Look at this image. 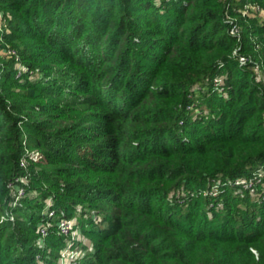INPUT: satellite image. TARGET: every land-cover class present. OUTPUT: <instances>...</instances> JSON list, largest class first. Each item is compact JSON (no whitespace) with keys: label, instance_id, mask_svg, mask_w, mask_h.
<instances>
[{"label":"trees","instance_id":"16d2710c","mask_svg":"<svg viewBox=\"0 0 264 264\" xmlns=\"http://www.w3.org/2000/svg\"><path fill=\"white\" fill-rule=\"evenodd\" d=\"M245 1L0 0V264H61L57 213L78 264H264V174L200 194L264 163V0Z\"/></svg>","mask_w":264,"mask_h":264},{"label":"rangeland","instance_id":"374dc122","mask_svg":"<svg viewBox=\"0 0 264 264\" xmlns=\"http://www.w3.org/2000/svg\"><path fill=\"white\" fill-rule=\"evenodd\" d=\"M244 4H250V7H251V12L249 11L248 13L245 14V16L248 17V15L250 16L252 14V11H262L263 13V8L261 7V5L259 4V2L257 1H249V0H246ZM233 18H236L234 17L233 15H229L227 20H232ZM3 20L1 21V18H0V30L2 29L3 27ZM241 36V37H240ZM242 36H244V30L242 29V27L239 29V35L237 38H239L238 40V45H237V51L240 50L244 43H243V39H242ZM253 42L256 41V37L253 36L251 37ZM260 45H263V43H257L256 46H254V49H255V52H262V48H260ZM12 52H14V50L12 49L11 50ZM259 54V53H258ZM257 54V55H258ZM260 55V54H259ZM258 55V57H259ZM260 60L256 61L257 63V66L253 68V71L255 73H257L258 75V78H260V80H264V57H259ZM239 61L241 62V64H246L247 63V57H246V60L244 61L243 57H241L240 59V56H239ZM243 62V63H242ZM248 68H251V66L249 65ZM23 71V68L21 67V69L19 70V75L22 73ZM221 79H222V76H217L213 83H214V87H213V91L212 92H219V93H223L224 91V88L221 87V85L219 86V83L221 82ZM200 94L199 91H196L193 96H198ZM211 166V165H210ZM211 168V167H210ZM209 168V169H210ZM261 174H264V163L260 164L259 166H257L255 168H252L250 170V172L244 174L243 176H240V177H237L235 179H232L230 181H219V180H213V184L210 185L208 188H205L204 190H201L200 194L204 197H208V196H212V195H217L220 191H223V193H226L229 191V189L231 187H236V189L239 191V190H244V191H247L249 192L250 195H255L257 193V191H255V175H261ZM237 181V185H235ZM31 184V183H30ZM258 186V185H257ZM236 190V192H238ZM198 192L197 191H193V194L196 195ZM217 197L215 198H212V199H216ZM217 201H213V203L211 202L209 205L212 206L216 203ZM219 201L218 204H217V207H221L223 205V203ZM49 209V208H48ZM51 211H53L55 213V211L53 209H51ZM45 214H47V210L44 211ZM11 214L13 212H10ZM49 214V213H48ZM61 213H57V217H59V221L61 220V216H60ZM13 216H16V214H13ZM13 218H16V217H13ZM73 222H75V224L73 225V232H75L76 234H79V236H82L81 235V229L80 227H78V220L77 218H73ZM69 237V236H68ZM82 240H83V244L89 246L90 244V240L86 237H82ZM78 249V248H77ZM251 251L254 252L255 254L258 255V252L257 250L254 248V247H250ZM78 250H81L80 248ZM82 254H86L85 253H82ZM64 260V259H63ZM61 263V261H60Z\"/></svg>","mask_w":264,"mask_h":264},{"label":"built area","instance_id":"2783aa9c","mask_svg":"<svg viewBox=\"0 0 264 264\" xmlns=\"http://www.w3.org/2000/svg\"><path fill=\"white\" fill-rule=\"evenodd\" d=\"M250 10H251L250 4H244L243 8L241 9L243 15L248 13ZM226 21L230 22L229 23V25H230V33L233 36H237L238 37L239 29L241 27L237 23V17L233 18L232 20L228 19ZM236 52L238 53V51H236ZM241 57H243L244 61L246 60L245 56L240 55V59H241ZM24 163H26L25 160L22 161V165H24ZM262 178H263V174L255 175V191H257V185H259L258 183L260 182V180H262ZM25 181H27L26 178H19V183L20 182L24 183ZM236 185H237V181H236L234 186H236ZM14 187H15V191H14L15 199L13 201V205L16 206L18 204V202H19V199L21 197L25 196L26 188H25L24 185L22 186L20 184L15 185ZM221 192H223V191H220L219 193H221ZM219 193L217 195H219ZM217 195H212V196H217ZM263 199H264V196H263ZM47 212L49 213V215H53L54 214V212L50 211L49 209H47ZM4 218H5V216L2 215L1 216V221ZM58 223H59V225H58L59 231H60L61 234L65 235V236H71L72 235L71 236V240L72 241L69 242L68 245L66 246V248L62 251L61 258H60L61 264H78V259H80L81 257L84 256V254H82V253H85V251L78 250L77 248L74 247V240L77 241L80 238L79 234H76L75 232H73L74 231L73 230L74 229L73 225L75 224V222H73V219H67V218L63 217V218H61V220ZM41 233H42L43 236H45L46 235V229L42 228L41 229Z\"/></svg>","mask_w":264,"mask_h":264}]
</instances>
